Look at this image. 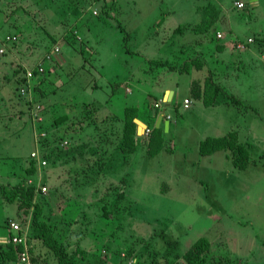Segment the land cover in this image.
Wrapping results in <instances>:
<instances>
[{"label":"rangeland","instance_id":"rangeland-1","mask_svg":"<svg viewBox=\"0 0 264 264\" xmlns=\"http://www.w3.org/2000/svg\"><path fill=\"white\" fill-rule=\"evenodd\" d=\"M238 1L223 4L250 27L229 39L235 49L242 44L264 56L256 27L264 30V0H241L242 9ZM210 2L0 0V184L32 180L41 190L32 200L60 239L100 252L109 264H185L181 255L200 237L211 243L201 264H264V65L233 51L223 62L217 52L230 32L219 5L207 14ZM193 3L201 8L196 16ZM207 17L218 18L209 34L196 33ZM157 35L163 55L155 45L146 48V62H131L136 40ZM102 61L113 79L94 73L104 71ZM132 66L151 77L139 81L140 72L129 74ZM20 68L25 78L27 69L33 74L25 97L16 90ZM186 97L185 110L179 106ZM159 100L174 104L167 107L172 127L150 139ZM60 114L68 119L57 125ZM125 126L137 133L135 149L126 154L120 149ZM66 128L68 136L97 146L93 159H107L101 172L95 160L74 163L80 185L68 161L43 158L47 169L30 173L32 150H45L42 133L58 138ZM104 149L108 155L100 154ZM32 216L33 207L23 211L0 196V237L7 236L10 219L30 225ZM29 243L31 264H56L40 239Z\"/></svg>","mask_w":264,"mask_h":264},{"label":"trees","instance_id":"trees-1","mask_svg":"<svg viewBox=\"0 0 264 264\" xmlns=\"http://www.w3.org/2000/svg\"><path fill=\"white\" fill-rule=\"evenodd\" d=\"M206 12L207 14L217 13L219 9L209 3L206 6ZM220 11V10H219ZM218 11V12H219ZM216 16V15H215ZM218 18H206L204 21H202L201 24H197L194 27V31L196 33H205L207 32L212 25L217 21ZM157 63V62H156ZM157 65H163L166 66V62H158ZM48 67V66H46ZM48 69V68H47ZM21 71L24 72L23 77L19 79L18 83L16 84V90L18 95L20 96V88L22 85L26 82L25 78V71L23 68H20L18 70H15V74L18 75L21 73ZM35 90V89H34ZM36 92V91H35ZM218 96V87L215 86L214 93L212 94L211 101L214 102ZM25 97V95L23 96ZM155 115H157V109ZM68 119V116L66 114H60L57 115L55 118V123L59 125L61 122H64ZM83 121L81 120V124ZM127 125V124H126ZM69 126V125H68ZM164 126L160 125L159 127H155L153 125L152 129V138L150 139H156L159 135L164 132ZM70 132L69 129L64 130V135L59 136L56 138V136L48 135L46 137L43 136L42 139V148L48 149L51 148V143L56 144L55 147H60L51 150L52 152L47 154L45 150L43 153H41L42 158H46L47 162L51 160L50 163L56 164L58 161H68L70 162V169L74 168V163H76L79 159H81L80 163L85 161L87 166H90V163L99 162L98 168H100V172L102 171L105 162L107 159L97 161L96 159H93V155L98 152L97 146H88L86 145V141L77 140L73 136H68L67 134ZM136 135L137 133L133 132L131 129H129L127 126L124 127L122 131V148L121 151L130 152L131 150L135 149L136 146ZM46 137V138H45ZM68 138V139H64ZM47 140V141H44ZM63 140H67L68 144L61 147L58 145L59 142H62ZM113 143V142H112ZM118 144V143H117ZM129 145L130 149H126L125 145ZM88 146V147H86ZM100 154H106L108 155V150L104 149L101 151ZM130 154V153H127ZM110 155V154H109ZM31 163H32V170L30 173H33V171L37 172L38 170V164L36 159H33L31 157ZM81 165V168H82ZM47 169V166H42ZM74 172H71V175L74 176V181H76V184L80 185L82 182L79 180V176L77 173V170H73ZM71 176V177H73ZM41 193V190L37 187L33 182L27 181H21L18 182L15 185H4L0 184V196L8 203H15L18 202V208L23 211H28L30 207H33V216L29 225V233L28 237L29 239H40L45 246L46 249H48L55 257L56 264H109L106 259L103 257V255L99 252L93 251L90 253L88 250H86L84 247L80 246V243H75L70 245L68 242L63 241V239H60L59 235L56 233V228L52 225V223L43 218V206L39 202H33L32 195L35 194L37 196V193ZM77 219L72 221L74 223ZM22 225H25V220H17ZM69 237L71 238V234H69ZM68 237V238H69ZM211 247L210 241L206 237H200L198 238L182 255V259L184 260L185 264H201L204 260V257L207 253H209ZM19 247L12 243L3 242L0 243V264L5 263L7 260L15 259L18 255ZM88 252V253H87ZM92 255V259H89Z\"/></svg>","mask_w":264,"mask_h":264},{"label":"crops","instance_id":"crops-1","mask_svg":"<svg viewBox=\"0 0 264 264\" xmlns=\"http://www.w3.org/2000/svg\"><path fill=\"white\" fill-rule=\"evenodd\" d=\"M241 1V0H240ZM244 1V0H243ZM211 4H213V5H215L217 8H218V5L220 6V8H221V10H222V12L221 13H223L222 15H223V18H225L226 17V22L223 24V27L225 28H227V30H229V34L228 33H226V32H224L223 34H224V40H223V42H221L222 43V47L221 48H219V52H217V54L218 55H220V56H223V62H225V60L230 56L231 57V51H233L234 53H235V55H236V57L237 56H239L240 58H244V57H246V58H254V59H257V60H259L260 62H261V64H263L264 65V56L263 55H261V54H258V56H254V54H255V52H254V50L252 49V48H245L244 49V47H243V45L242 44H238L237 45V48L235 49L234 47V44L231 42V38L229 39V37H233L232 36V34H235V33H240V32H242V31H245L246 29H248L250 26H249V23L248 22H246L242 17H241V15H240V12H233V11H230L229 10V8L227 7V5H224L223 4V0H211V2H210ZM202 5V4H201ZM219 9V8H218ZM240 9V8H239ZM191 10L193 11V14H192V16H196L197 15V13H196V11L197 10H201V8H200V4H196V3H193V5H192V7H191ZM220 10V9H219ZM256 27H257V30L258 31H261V35L262 36H264V30H262V27L259 25V24H257L256 25ZM208 32V31H207ZM207 32H205V34H209V33H207ZM229 35V36H228ZM238 37V36H237ZM175 38V37H174ZM235 38V37H234ZM176 39H178V37L176 38ZM129 41H131V40H129ZM139 40H136V44L138 45V48H139V50H138V52L137 53H135L134 52V54H132V56H128V57H132L131 59V62H146V59L148 58V56H146V57H144L143 56V54H147V52L149 51V50H147L146 48H153L155 45L157 46V47H163L164 46V42H163V40H160V38H159V35H157L155 38H149V39H144L141 43H139L138 42ZM250 43H252V42H250ZM135 44V45H136ZM103 45H105V43L104 44H102V46ZM107 46V45H106ZM120 47H121V49H122V51H123V54H127V51L126 50H124V48H123V45L121 44L120 45ZM102 48H101V45H100V50H101ZM160 54L161 55H163V52H162V49L160 48ZM128 55V54H127ZM130 62V63H131ZM102 65H103V68L102 69H104V71H102V70H97V71H94V73L95 72H97L96 74H97V76L99 77L101 74H99L100 72H104V73H107V76L108 77H111L110 79H113V77H115L113 74H114V72H109V71H107V69H106V67H105V63L102 61ZM137 63V64H138ZM136 69H137V71H136ZM137 72H140V74L138 75V80L140 81V78H143L144 80H147L148 78H150L151 77V71H146V70H140L139 68H134L133 66L131 67V69L129 70V74L130 73H137ZM112 74V75H111ZM129 76H126L125 78H128ZM145 84L146 85H149L147 82H145ZM138 85H140V83H138ZM130 89H128L129 91V93H134V91L131 89V87H129ZM171 91V90H170ZM173 93H174V91H173ZM168 98L169 99H171V98H173V94L172 95H170L169 96V92H168ZM186 98H188V97H186ZM186 98H184V99H186ZM184 99L182 100V102H181V106H179V108L180 107H183V101H184ZM189 99V98H188ZM160 102L161 101H163L164 102V104H163V106L162 107H159V108H156L157 109V115H155V117H154V119H153V121H154V123H153V125H155L156 126V121H157V119L159 118V116H161L162 118H161V122H160V124H159V126L160 125H162V126H164V132H166L167 130H169V129H171V127H172V118H173V116H172V118H171V120H169V127L168 128H166L165 127V124H164V122L167 120L166 119V117H165V115L166 114H168V113H170V110L172 109V107H173V102L171 103V101L169 102V105H166L165 104V101L164 100H159ZM191 101V100H190ZM156 103V102H155ZM191 103V102H190ZM168 106H170V110L167 108ZM127 107H131V106H127ZM126 108V107H125ZM135 108H137L136 106H135ZM174 108V107H173ZM184 108V107H183ZM185 110L187 109V108H184ZM137 110H138V108H137ZM138 112H139V110H138ZM173 115V114H172ZM151 122H152V119L150 120ZM148 123V122H147ZM158 126V127H159ZM8 167V166H7ZM73 170H74V168H72ZM1 170V169H0ZM74 172V171H73ZM2 173V171H0V174ZM7 229V232H8V226L6 227ZM9 233V232H8ZM7 236H8V234H7ZM7 236H2V237H0V242L4 239V238H6Z\"/></svg>","mask_w":264,"mask_h":264},{"label":"built area","instance_id":"built-area-1","mask_svg":"<svg viewBox=\"0 0 264 264\" xmlns=\"http://www.w3.org/2000/svg\"><path fill=\"white\" fill-rule=\"evenodd\" d=\"M236 5L238 8L242 9L244 7V3L238 1L236 2ZM96 12V11H95ZM218 36H220V34H218ZM253 39L249 38L248 42H252ZM60 48L56 47V48H52L51 52L49 54H47L48 57H53V55L56 54V52H59ZM4 49H1L0 52H3ZM52 53V54H51ZM51 54V55H50ZM47 58V57H46ZM41 71L43 70V67L39 68ZM32 72H30L27 69V74H26V83L25 85H23L20 88V91H22V94H26L29 95L30 93V89L27 83V79L29 81L30 77L32 76ZM190 99L186 98L183 101V107L184 108H188L190 105ZM163 104H161L160 102H156L154 104L155 108H159L162 107ZM167 120H171L172 115H165ZM151 132V129L149 127L146 128V133L145 134H149ZM42 135H46V133H42ZM67 140L64 142L65 144H67ZM31 157L33 159H36L37 164L39 167H42L44 165H46V160L42 158V156L39 154V152L37 151V149H33L31 152ZM30 182H32V180H30ZM45 191V188H42ZM8 226V236L6 238H4L2 241L3 242H8V243H12L14 245H16L17 247H19V251H18V255L15 259L14 264H31V257H30V246H29V237H28V233H29V225H22L19 221L14 220V219H10L7 223Z\"/></svg>","mask_w":264,"mask_h":264},{"label":"water","instance_id":"water-1","mask_svg":"<svg viewBox=\"0 0 264 264\" xmlns=\"http://www.w3.org/2000/svg\"><path fill=\"white\" fill-rule=\"evenodd\" d=\"M172 94H173V91H172V90L169 91V96L172 95ZM167 104H169V103H167ZM161 118H162V117L159 116V118L157 119V121H156V127L159 126V124H160V122H161ZM136 122H137L139 125L144 126V124H143L141 121L137 120ZM164 124H165V127L168 128V127H169V120H166V121L164 122Z\"/></svg>","mask_w":264,"mask_h":264},{"label":"bare ground","instance_id":"bare-ground-1","mask_svg":"<svg viewBox=\"0 0 264 264\" xmlns=\"http://www.w3.org/2000/svg\"><path fill=\"white\" fill-rule=\"evenodd\" d=\"M143 127V126H142Z\"/></svg>","mask_w":264,"mask_h":264}]
</instances>
